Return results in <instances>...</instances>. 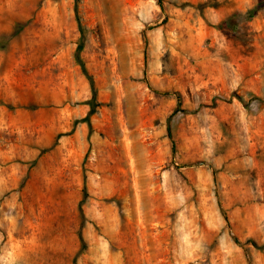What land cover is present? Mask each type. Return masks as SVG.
I'll return each instance as SVG.
<instances>
[{"label": "rangeland", "instance_id": "obj_1", "mask_svg": "<svg viewBox=\"0 0 264 264\" xmlns=\"http://www.w3.org/2000/svg\"><path fill=\"white\" fill-rule=\"evenodd\" d=\"M80 11L91 133L74 0H0V264H71L85 177L79 264H264V0Z\"/></svg>", "mask_w": 264, "mask_h": 264}, {"label": "trees", "instance_id": "obj_2", "mask_svg": "<svg viewBox=\"0 0 264 264\" xmlns=\"http://www.w3.org/2000/svg\"><path fill=\"white\" fill-rule=\"evenodd\" d=\"M158 3L162 6V0H158ZM187 4H190V3H187ZM74 13H75V18H76L77 26L79 30V37L77 39L76 47L74 50V59H75L76 64L80 67L82 74L85 76V78L87 79L90 85L91 95L85 102L89 106V110L86 116L83 118V120L87 123L90 133H91L93 131L92 116L97 112L98 108L103 103L102 101L99 100L98 87H97L95 78L93 74L90 72L86 64V61L83 57V51L85 49V43H86L87 35L89 33V28L83 22V18H82L81 11H80V0H74ZM216 26L219 29H227V28L237 29L238 28L237 24H235L234 22L228 23V21H223L217 24ZM178 98H179V95H178ZM237 98L242 100L243 104L246 107L250 105L249 104L250 102L244 101L242 97L237 96ZM260 100L264 102L263 99H260ZM24 183H25V179L21 181V185H23ZM89 198H90V193L87 187L86 177H85L84 182H83V187H82V197L77 205V214H78L79 223H78L76 234L78 237V247L72 257L71 264H79L83 255L87 252L89 248V243L85 236V229L88 224V217L85 212V205ZM252 244H254L255 246H258L255 241H252Z\"/></svg>", "mask_w": 264, "mask_h": 264}]
</instances>
